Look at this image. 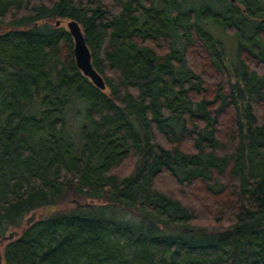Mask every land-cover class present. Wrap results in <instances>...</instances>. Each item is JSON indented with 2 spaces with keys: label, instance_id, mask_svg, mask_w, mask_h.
Returning <instances> with one entry per match:
<instances>
[{
  "label": "trees",
  "instance_id": "trees-1",
  "mask_svg": "<svg viewBox=\"0 0 264 264\" xmlns=\"http://www.w3.org/2000/svg\"><path fill=\"white\" fill-rule=\"evenodd\" d=\"M9 230L5 264H264V0H0Z\"/></svg>",
  "mask_w": 264,
  "mask_h": 264
},
{
  "label": "water",
  "instance_id": "water-1",
  "mask_svg": "<svg viewBox=\"0 0 264 264\" xmlns=\"http://www.w3.org/2000/svg\"><path fill=\"white\" fill-rule=\"evenodd\" d=\"M231 2H236V0H230ZM57 25L61 24V20L56 21ZM67 27L74 38V55L77 66L81 69L84 75L89 77L91 81L100 89L104 90L106 88L105 81L103 77L98 73L92 64L91 51L89 46L86 43L85 35L82 30L81 25L77 20H68ZM74 203L78 207H81L82 204L74 200ZM58 209L56 206H47L43 210L46 213L54 212ZM37 218V212L34 211L29 218L26 219L27 225L32 224ZM18 232H10L9 235L5 236L4 239H14ZM1 262V260H0Z\"/></svg>",
  "mask_w": 264,
  "mask_h": 264
},
{
  "label": "rangeland",
  "instance_id": "rangeland-1",
  "mask_svg": "<svg viewBox=\"0 0 264 264\" xmlns=\"http://www.w3.org/2000/svg\"><path fill=\"white\" fill-rule=\"evenodd\" d=\"M62 25L63 26H65V27H67V22L66 21H64L63 23H62ZM218 34H221V32L220 31H218ZM225 38V40H226V42H224V45L226 46V50L228 51L229 50V53L230 54H233L234 53V49H235V44L233 43V39H231L230 37H224ZM222 39V38H221ZM228 48V49H227ZM74 200H76L77 201V199H74ZM74 200H73V202H74ZM78 202V201H77ZM82 202H85V201H82ZM86 202H90V201H86ZM96 203H97V201H95ZM78 203H80V204H84V203H81V202H78ZM67 205L69 206L70 204L68 203V201H67ZM31 216V214H29V215H27L26 216V218L25 219H27V218H29ZM12 230H9L8 231V233H7V235H9V233L11 232ZM15 231V230H14ZM16 232V231H15ZM15 238V237H14ZM13 240V239H12ZM9 241H11L10 239H5V240H3L2 242H0V260H1V262H0V264H5V262H4V259H3V250H4V247H5V245L9 242Z\"/></svg>",
  "mask_w": 264,
  "mask_h": 264
}]
</instances>
